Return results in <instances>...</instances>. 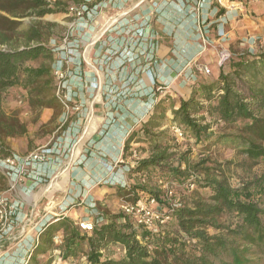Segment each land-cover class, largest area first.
<instances>
[{
    "label": "trees",
    "instance_id": "obj_1",
    "mask_svg": "<svg viewBox=\"0 0 264 264\" xmlns=\"http://www.w3.org/2000/svg\"><path fill=\"white\" fill-rule=\"evenodd\" d=\"M81 3L0 0V157H13L6 139L27 134L16 115L3 111L2 97L10 89L22 88L33 111L54 109L56 117L63 112L56 95L55 52L49 46L58 25L51 20L67 18L70 6ZM47 18L50 21H44ZM167 100L161 99L141 128L128 137L123 155L128 156L132 143L138 144L148 155L137 161L131 174L167 173L171 183L186 189L194 185L192 197L177 198L172 205L162 201L160 191L137 184L129 192L119 189V194L137 198L138 191L145 192L164 204V211L173 209L164 225L169 231L136 228L128 216L109 211L97 214L89 232L70 218L56 217L42 226L26 264H53L56 251L62 262L82 255L84 264H264V208L252 200L249 186L233 187L224 165L209 157L194 162L191 151H175L168 129L161 130L168 120L178 122L197 140L204 139L202 155L212 146L226 144L244 158L238 164L241 168L264 162V52L231 57L216 81L200 83L190 97L176 98L175 105ZM208 118L212 124H222V133L208 134L212 127ZM5 190H9L8 179L0 171V193ZM116 246L123 256H107Z\"/></svg>",
    "mask_w": 264,
    "mask_h": 264
},
{
    "label": "crops",
    "instance_id": "obj_2",
    "mask_svg": "<svg viewBox=\"0 0 264 264\" xmlns=\"http://www.w3.org/2000/svg\"><path fill=\"white\" fill-rule=\"evenodd\" d=\"M263 3L264 0H237L226 10L217 0H82L80 5L91 7L97 4L104 10H115L110 15L119 20H132L126 32L103 28L105 31L94 56L97 70L85 72V93L88 97L95 94L105 99L125 93L131 99L122 106L113 103L116 111L106 106L102 108L100 112L105 117L102 131L89 142L94 144L95 151L87 155L88 149H84L81 157L73 161L70 170L81 174L84 180L82 186L86 188V207L82 209V214L93 215L96 204H101L103 196L114 195L116 186L136 181V174L129 173L128 159L123 160L124 166L118 164L122 162L128 137L141 128L155 109L152 105L155 86L164 90L159 97H167V103L175 105L176 98L190 97L200 83L206 82L200 71L206 66L203 61L212 65L216 75L220 73L222 62L219 51L223 46L235 42L249 48L258 44L264 46V33L260 32L263 27L258 23V18L264 16ZM224 21L226 26H220ZM140 29L142 33L137 34ZM222 33L228 35L225 43L219 38ZM79 92L82 94L83 91ZM172 118L169 111V119ZM76 127L71 125L67 128L70 139L75 136ZM134 145L138 144H131ZM91 162L94 167L85 166L91 165ZM53 165L55 160L49 159L46 164L36 167L33 178L47 177L54 171ZM92 178L102 180L104 184L99 187ZM106 181L109 183L105 184ZM31 188H24L23 191ZM78 212L73 207L65 209L60 206L53 216L79 222ZM94 215L81 219L92 226L97 213ZM37 240L38 234L28 235L26 248L27 245L32 247ZM26 248L17 256L13 255L17 258H0V264H26L30 255V249Z\"/></svg>",
    "mask_w": 264,
    "mask_h": 264
},
{
    "label": "rangeland",
    "instance_id": "obj_3",
    "mask_svg": "<svg viewBox=\"0 0 264 264\" xmlns=\"http://www.w3.org/2000/svg\"><path fill=\"white\" fill-rule=\"evenodd\" d=\"M96 6L97 4H94L89 7L92 9ZM104 18L105 16L101 15L99 18L91 21L88 27H86V30L81 33V37H83L85 40L84 44L79 45L80 47L78 49V53L76 54L77 57H75L76 61H80L81 63L80 69L74 71L75 66H70L71 71H73L76 76L74 79L78 82V86L72 87V90L70 91H73L77 94L76 96H67V99H64V101L68 104L67 107L64 106L60 100L61 104L63 105V112L61 114L56 117V110L54 109H44L41 112L31 110L26 102L27 93L19 87L10 89L2 97L3 111L7 115H16L18 119L26 125L27 128V134L25 136L8 138L5 141L6 146L13 154V157H16L17 162L20 163L27 157L42 155L47 160H55V165H53L55 168L54 171H52V173L47 177L41 176L35 179L33 178L35 175L32 173V171L36 172L37 170L33 169H36L37 166H35V168L29 167L26 171V174L21 179L15 180V176L8 175L7 170H3V168L0 167V171L8 179L9 186V190L2 191L0 193V197L8 198L9 204L13 206L14 211V214L10 217L9 222L4 225L7 227L9 223H12V228H8L6 234H1L2 231H0V258H17L13 255L17 256L19 253H22L23 249L26 248L25 240L27 236H33L35 233L39 234L42 226L47 221L58 217L53 216V214L57 213V210L60 206H64L65 209L73 207L74 209L78 210L80 219L79 222L75 223L79 225L81 230L89 232L86 229L90 227V225L87 223V221L82 220L81 217H83V219H87L88 216L91 215L94 217V214H98L102 211H109L111 214L117 215L122 213V206L124 204L134 203L135 199L143 200L144 202L149 197L148 193L141 191H138L140 196L138 195L137 198L132 197L131 194L121 196L119 194V189H125L127 192H129V188L135 184L139 186H146L148 189L160 191L162 194V201L165 200L172 205L176 202L177 198L185 197V201H189L188 199L192 197L195 187H189L186 189V186H183L179 183H171V177L167 173L154 171L150 174L136 175L137 177L135 182L130 183L128 181L127 185L122 187L116 186L114 195L103 196L101 198L103 199L102 202H99L101 204H96L94 209L96 212H94L93 215L90 213L82 214V209L86 207V203L84 202L86 188L82 186V182H84V180L82 181L83 177L81 174L72 173L70 170L73 168V161L78 159V157H81V151L84 149H88L87 155H91L93 150L95 151L94 144L90 143L93 137H96L98 132L102 131V125L104 124L102 121L105 118L100 112L102 108L106 106L113 110L115 104L122 106L126 101L131 99V96H129V94L125 95V93H123V96L113 95L105 99L104 97L95 94H93L91 97H88L85 93V72H95L97 70V67L94 64L96 57L94 56L99 40H96L93 43V38L97 33L101 35L103 32L102 28L106 29L104 26L106 18L105 20ZM44 21H50V19L47 18L44 19ZM51 22H54L58 25L55 29V35L49 41V46L53 50H56L57 45L63 43V39L68 33H70L73 17L71 14H69L67 18L61 20H51ZM258 23L263 27V30L260 32L264 33V16L258 18ZM92 30H94V33ZM89 46H91L90 49L87 48ZM88 50L90 52H88ZM223 52L230 54V57L224 61H222ZM262 52H264V46H259V44L258 46L254 45L253 48H249L244 45L241 46L238 42H235L229 46H223L219 51V54L223 66L224 63L231 59V57L237 58L239 56H248L249 54L253 56ZM86 54L89 60L85 57ZM66 55L67 52L65 51H55V61L53 63V67L61 58L64 59ZM203 62L206 63L205 67H208L211 70L210 75H207L203 72V70H200L202 71L201 73H203V75L206 77L204 80H206V82L216 81L218 74L216 75L213 72L212 65L207 61ZM39 64L40 62L34 63L35 66H38ZM227 71L228 69L225 67V72ZM71 78L72 75H69L66 80L69 81ZM123 90L124 89H122V91ZM79 91H83L82 94ZM163 91V88L158 85L153 89V92L156 93V95H154L155 101L153 102V106L155 108L160 103L161 99L167 98L162 96L159 97L162 95ZM66 93L68 92L66 91ZM63 95L64 93H60L61 97H63ZM113 103L115 104L113 105ZM113 111L116 110L114 109ZM207 123H211L212 125L208 131V134L222 133V124H212L210 118L207 119ZM71 125L77 126V132L75 136L72 137V139H70V137L67 135V128ZM173 125H178L183 129L184 136L182 138L176 139V137L173 135L171 131V127ZM165 129H168L169 131L168 135L171 139L170 145L175 148V151L179 153L191 151V160L194 162L209 157L212 162L223 164V170L225 171L226 177L229 179L231 185L235 188H242L248 185L249 192L253 194L252 200L264 208V162H261L251 169L241 168L238 164L244 163V158L241 155H238L236 150L233 149L231 145L220 144L215 147L212 146L202 155L201 151L204 146V139L197 140V138L192 135L188 128L178 122L173 123L170 120L166 121L161 130ZM147 155L148 152L146 150H142L139 145H134V147L132 146L131 150L128 152L127 157L124 155L122 156V162L118 165L124 166L125 162H123V160L128 159L127 166L130 167L129 173H131V168L136 166L137 161L146 157ZM6 159L7 158L0 157V161H4ZM230 162L233 164L227 165V163ZM85 166L92 168L94 167V164L91 162V165L85 164ZM80 167L82 166H78V168ZM93 181L97 184V186L99 185V187L104 184V181L102 180L93 179ZM98 182H101V184ZM34 183H37V185ZM108 183V181L105 182V184ZM28 187L32 188L29 191H23L24 188ZM166 188L174 192V196L170 199L165 197ZM202 193L204 192L199 191V195L202 196ZM163 205L164 204H158L155 208L163 209L165 206ZM220 221L224 222L225 219ZM81 224H83L84 228L86 229H84ZM2 229L3 228L0 227V230ZM158 231L164 232L169 231V229L168 227L166 228L163 226L158 227ZM209 232L214 233L213 230H209ZM56 242L60 243L58 239H56ZM27 248L28 250H31L32 247L31 245H27ZM123 253V250L118 246L112 247L106 252L107 256L113 258H120L123 256ZM59 255V251L54 253L55 261L53 264H84L85 261L81 255L72 261L62 262Z\"/></svg>",
    "mask_w": 264,
    "mask_h": 264
},
{
    "label": "built area",
    "instance_id": "obj_4",
    "mask_svg": "<svg viewBox=\"0 0 264 264\" xmlns=\"http://www.w3.org/2000/svg\"><path fill=\"white\" fill-rule=\"evenodd\" d=\"M237 0H217V3L222 6L224 9H230L233 5V2ZM238 1H244V0H238ZM248 2H255L258 0H246ZM114 9H117L113 7ZM106 9V8H105ZM111 11L115 10H104L102 7L99 8V6H96L95 8L90 9L87 5H71L70 6V14L73 17V23L70 28V33L66 35V37L63 39V43L60 45H57L56 50L53 51H65L67 52V55L64 59H60L53 67L54 75L57 79V96L62 101L64 106L67 107V103L64 101V99H67V96L75 95L77 93H74L72 90V87L78 86L77 82L75 81V73L71 71V65L75 66V70L80 69V61H76V54L78 53L79 45L84 44V38L81 37V33L86 30V27H88L89 23L97 18H99L101 15H104L106 18V23H104V26L106 27V30L110 31H124L126 32L129 26H131L132 20L130 19H121L115 18L112 15H110ZM104 18V19H105ZM227 22L224 21L220 23V26H226ZM142 29L138 30L136 33L141 34ZM93 32V31H92ZM104 32V31H103ZM131 34V33H130ZM102 35V33H101ZM101 35L99 36V39L101 38ZM227 34H223L219 36L221 38L222 42L225 43L227 41ZM72 39V40H71ZM94 43V42H93ZM223 58L222 61L227 60L230 57V54L227 52L222 53ZM203 72L207 75L211 74V70L208 67H204ZM69 75H72L71 80H66ZM74 79V80H73ZM68 93H66V91ZM72 92V93H71ZM60 93H64L63 97L60 96ZM153 105V104H152ZM151 105V106H152ZM171 131L173 135L176 137V139H180L184 136L183 129L178 125H173L171 127ZM136 154V153H134ZM48 160L42 156V155H35L31 157H27L23 159L20 163L17 162L16 157L7 158L4 161H0V167L3 168V170H7V174L10 176H15V180L21 179L28 170L29 167L35 168V166L39 167L42 164H46ZM18 165L16 166V164ZM37 170V169H33ZM34 174L35 171H32ZM40 177V176H38ZM37 185V183H34ZM191 188L194 187V185H190ZM165 197L170 199L174 196V192L170 189H165ZM167 199V200H168ZM158 203L156 199L148 197L146 201L143 202V200H138L136 203H126L122 206V213L125 216H128L129 219L132 221L134 226L136 228L143 227L149 231L157 232L158 227L164 226L170 219L171 213L173 209H169L164 211L157 207ZM174 207H177V205H174ZM14 214L13 206L9 204V200L6 197H0V227L3 229L1 234H6L8 231V228H12V223H9L7 227L4 225L9 222L10 217ZM81 226L84 228V225L81 224ZM86 229V228H84ZM92 229V226L88 227L86 230L90 231Z\"/></svg>",
    "mask_w": 264,
    "mask_h": 264
},
{
    "label": "bare ground",
    "instance_id": "obj_5",
    "mask_svg": "<svg viewBox=\"0 0 264 264\" xmlns=\"http://www.w3.org/2000/svg\"><path fill=\"white\" fill-rule=\"evenodd\" d=\"M102 29H103V28H102ZM104 31H105V30H104ZM97 32H98V31H97ZM93 33H94V32H93ZM99 36H100V35H99L98 33L95 34V35H94V38H93V42H95L96 40H98V39H99ZM101 37H102V36H101ZM91 41H92V40H91ZM94 45H95V44H94ZM87 48L90 49L91 46H89V47H87ZM88 52H90V51L88 50ZM88 52H87V54H88ZM92 52H93V51H92ZM87 54H86V56H85L86 58H88ZM91 55H92V54H91ZM88 60H89V58H88ZM90 60H91V59H90ZM90 67H91V66H90ZM93 67H94V66H93ZM94 71H95V70H94ZM87 127H88V126H87ZM87 127H86V128H87Z\"/></svg>",
    "mask_w": 264,
    "mask_h": 264
}]
</instances>
